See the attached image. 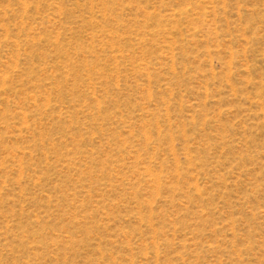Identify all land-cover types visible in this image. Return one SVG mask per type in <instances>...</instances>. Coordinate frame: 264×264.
<instances>
[{
  "label": "rangeland",
  "instance_id": "1",
  "mask_svg": "<svg viewBox=\"0 0 264 264\" xmlns=\"http://www.w3.org/2000/svg\"><path fill=\"white\" fill-rule=\"evenodd\" d=\"M0 264H264V0H0Z\"/></svg>",
  "mask_w": 264,
  "mask_h": 264
}]
</instances>
